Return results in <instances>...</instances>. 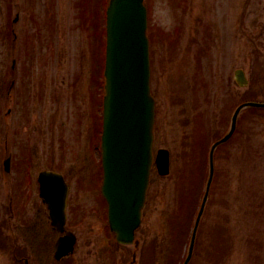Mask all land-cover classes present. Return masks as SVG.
Returning a JSON list of instances; mask_svg holds the SVG:
<instances>
[{
    "label": "rangeland",
    "instance_id": "374dc122",
    "mask_svg": "<svg viewBox=\"0 0 264 264\" xmlns=\"http://www.w3.org/2000/svg\"><path fill=\"white\" fill-rule=\"evenodd\" d=\"M99 1L0 0V264H129L134 251L136 264H183L209 148L239 103L264 102V0H146L154 155L167 149L171 165L167 176L151 169L140 245L117 243L103 215L96 141ZM214 167L188 264H264V108L242 110ZM43 169L70 186L67 227L77 241L60 261L38 196Z\"/></svg>",
    "mask_w": 264,
    "mask_h": 264
},
{
    "label": "water",
    "instance_id": "95a60500",
    "mask_svg": "<svg viewBox=\"0 0 264 264\" xmlns=\"http://www.w3.org/2000/svg\"><path fill=\"white\" fill-rule=\"evenodd\" d=\"M143 0H110L107 9L106 94L104 97L102 194L109 204V223L118 242L130 244L139 226L152 160L154 99L150 95L149 44ZM244 85L242 72L236 73ZM240 75V76H239ZM246 107H264V103L241 104L232 117L230 132L212 146L210 173L206 192L195 221L187 264L194 246L195 234L203 213L213 176V150L232 134L238 113ZM6 165L8 160L5 161ZM160 175L169 173V152L160 149L156 156ZM8 169V167L6 166ZM40 195L49 208L50 219L57 230L65 224L67 185L61 174L41 171L38 176ZM67 246H57V252L72 250L73 237ZM60 245V243L58 244ZM66 248V249H64Z\"/></svg>",
    "mask_w": 264,
    "mask_h": 264
},
{
    "label": "flooded vegetation",
    "instance_id": "af4514ba",
    "mask_svg": "<svg viewBox=\"0 0 264 264\" xmlns=\"http://www.w3.org/2000/svg\"><path fill=\"white\" fill-rule=\"evenodd\" d=\"M99 1V0H98ZM97 5H99V8H100V14H99V9L96 7V10H93V9H91V10H93V11H95V13H94V15H96V17H95V20H94V25L98 22L97 21V17L98 16H101V15H104V22H105V8H106V0H100L98 3H97ZM86 7H88L87 5H86ZM101 21H102V19H101ZM104 22H103V26H104ZM100 24H101V22H100ZM103 32H104V29H103ZM95 33H96V31H95ZM100 49H102L101 48V46H100ZM99 67H100V64L99 65H97V73L95 74L96 76H97V78H98V85L101 87V85L99 84V79H100V74H99ZM96 78V79H97Z\"/></svg>",
    "mask_w": 264,
    "mask_h": 264
}]
</instances>
